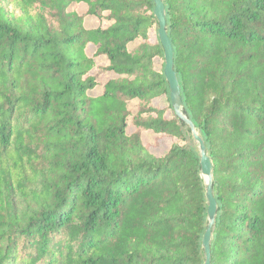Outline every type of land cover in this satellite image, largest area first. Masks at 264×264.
Segmentation results:
<instances>
[{
  "label": "trees",
  "instance_id": "obj_1",
  "mask_svg": "<svg viewBox=\"0 0 264 264\" xmlns=\"http://www.w3.org/2000/svg\"><path fill=\"white\" fill-rule=\"evenodd\" d=\"M163 4L213 165L211 264H264V0ZM153 9L0 0V264H203L200 158Z\"/></svg>",
  "mask_w": 264,
  "mask_h": 264
},
{
  "label": "water",
  "instance_id": "obj_2",
  "mask_svg": "<svg viewBox=\"0 0 264 264\" xmlns=\"http://www.w3.org/2000/svg\"><path fill=\"white\" fill-rule=\"evenodd\" d=\"M153 15L157 22V37L163 50L164 68L163 74L168 85L169 101L175 116L189 129L199 153L200 177L205 187L206 228L201 239V247L204 254L203 264H211L210 243L212 232L216 223L217 203L212 191L213 165L207 154L204 142L193 123L183 113V104L180 97V88L176 74L173 70V48L166 32L165 8L163 0H153Z\"/></svg>",
  "mask_w": 264,
  "mask_h": 264
},
{
  "label": "rangeland",
  "instance_id": "obj_3",
  "mask_svg": "<svg viewBox=\"0 0 264 264\" xmlns=\"http://www.w3.org/2000/svg\"><path fill=\"white\" fill-rule=\"evenodd\" d=\"M89 27H95L96 26V21L95 20H90V22H88L87 24ZM102 80L106 79V78H101ZM146 142L151 146V147H155L154 146V137H146ZM164 146H159V147H155L154 149H152V152L156 153V154H162L165 151V148L167 147L166 143H161Z\"/></svg>",
  "mask_w": 264,
  "mask_h": 264
}]
</instances>
